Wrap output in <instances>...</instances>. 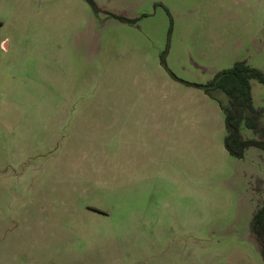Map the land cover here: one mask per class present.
<instances>
[{
    "label": "rangeland",
    "instance_id": "obj_1",
    "mask_svg": "<svg viewBox=\"0 0 264 264\" xmlns=\"http://www.w3.org/2000/svg\"><path fill=\"white\" fill-rule=\"evenodd\" d=\"M237 60L264 0H0V264H264V150L200 86Z\"/></svg>",
    "mask_w": 264,
    "mask_h": 264
},
{
    "label": "trees",
    "instance_id": "obj_2",
    "mask_svg": "<svg viewBox=\"0 0 264 264\" xmlns=\"http://www.w3.org/2000/svg\"><path fill=\"white\" fill-rule=\"evenodd\" d=\"M165 53H161L163 65L174 78L177 77L166 65ZM257 77L264 82V75L259 68L251 66L246 60H237L229 68L218 71L209 83L200 84L205 91L212 87L222 89L227 95V102L220 103L224 112L226 133L224 144L236 157H242L248 146L264 149V106H255L250 92V78ZM247 127L256 136H244L242 127ZM251 229L264 258V203L252 215Z\"/></svg>",
    "mask_w": 264,
    "mask_h": 264
},
{
    "label": "flooded vegetation",
    "instance_id": "obj_3",
    "mask_svg": "<svg viewBox=\"0 0 264 264\" xmlns=\"http://www.w3.org/2000/svg\"><path fill=\"white\" fill-rule=\"evenodd\" d=\"M250 137V136H249ZM249 147V146H248ZM264 150V149H263ZM244 155V154H243ZM258 207H259V205H258ZM258 207H256L255 209H254V211H253V213L255 212V210L258 208ZM253 213H252V215H253ZM256 239V238H255Z\"/></svg>",
    "mask_w": 264,
    "mask_h": 264
},
{
    "label": "crops",
    "instance_id": "obj_4",
    "mask_svg": "<svg viewBox=\"0 0 264 264\" xmlns=\"http://www.w3.org/2000/svg\"><path fill=\"white\" fill-rule=\"evenodd\" d=\"M6 44H7V42H6ZM5 46H7V45H5ZM247 149V148H246Z\"/></svg>",
    "mask_w": 264,
    "mask_h": 264
}]
</instances>
